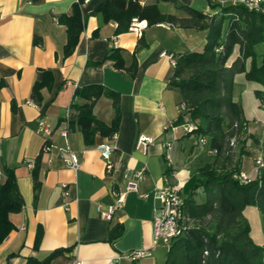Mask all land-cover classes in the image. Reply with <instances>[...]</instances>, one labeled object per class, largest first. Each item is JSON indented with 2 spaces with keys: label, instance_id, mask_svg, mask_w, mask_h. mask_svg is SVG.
Segmentation results:
<instances>
[{
  "label": "crops",
  "instance_id": "crops-1",
  "mask_svg": "<svg viewBox=\"0 0 264 264\" xmlns=\"http://www.w3.org/2000/svg\"><path fill=\"white\" fill-rule=\"evenodd\" d=\"M78 1L0 0V182L4 169H13L23 200L21 211L9 216L14 229L0 244V264L41 262L58 249L63 253L50 264H167L169 248L153 244L152 194L164 186L165 174H173L184 187L213 160L208 138L201 143V138L185 131L189 116L177 122L181 96L169 81L176 57L201 51L206 31L169 22L149 26L142 20L146 26L141 35L128 30L117 34V23L104 22L97 13L105 0H83L84 28L73 52L65 55L67 28L57 19L70 15ZM135 1L157 5L165 15L187 16L172 2ZM177 2L208 15L219 11L211 7L213 0ZM238 53L235 47L229 64ZM93 85L118 97L112 162L121 168L110 173L96 148L110 139L96 135L87 145L82 132L68 126L75 107L88 103L75 92L88 94L85 88ZM109 95H101L92 105L93 116L107 127L114 118ZM233 99L238 101L234 90ZM242 110L249 131L251 119L257 127L264 117ZM139 136L151 138L145 152L135 148ZM66 149L79 159L76 171L60 158ZM244 160L241 171L249 172ZM143 167L138 192H128L110 220L102 218L96 206L106 209L114 201L112 192L124 190L125 169ZM195 200H204L201 189ZM115 227L121 234L110 241ZM138 250L149 254L133 258Z\"/></svg>",
  "mask_w": 264,
  "mask_h": 264
},
{
  "label": "trees",
  "instance_id": "trees-1",
  "mask_svg": "<svg viewBox=\"0 0 264 264\" xmlns=\"http://www.w3.org/2000/svg\"><path fill=\"white\" fill-rule=\"evenodd\" d=\"M82 1L73 6L70 15L57 19L67 28L65 55L73 52L84 28L85 19L80 13ZM161 1L172 2L187 16L165 15L157 5L142 6L135 0H105L98 6L97 13L104 22L117 23V34L127 31L133 18L146 20L149 26L169 22L182 28L206 31L201 51L176 57L169 81L181 96L179 105L183 104L185 108L179 111L177 122L181 123L185 115L189 116L196 125L189 135L193 134L198 139L208 138L213 160L201 167L183 187L189 224L186 232L171 243L167 264H264V246L256 245L251 239L250 226L243 213L247 206H256L264 219V168L247 184L236 177L241 172L243 157L251 154L246 149L247 141L251 139L257 145L260 143L248 129L241 103L233 99L234 78L242 73L247 81L262 86L255 95L260 106L264 105V53L258 64L254 51L255 45L264 44V12L250 11L241 4L232 5L229 0H222L225 3L217 1L211 6L218 8V13L208 15L177 0ZM235 47H238V56L229 64ZM42 85L43 82L38 84L34 91ZM86 91L88 94L80 90L75 92L76 96H84L88 103L75 107L76 114L69 118L68 126L78 128L85 144L89 145L96 135L110 139L116 132L119 108L118 97L110 94L114 118L111 126L107 127L93 116L92 105L95 99L109 93L98 85L88 86ZM235 144L239 145L237 155ZM37 167L36 163L33 168L35 188ZM4 175L0 182V244L14 229L10 214L19 213L23 207L13 169L5 168ZM198 189L204 194L201 203L195 200ZM120 234L121 228L115 227L109 234V240ZM62 253L63 249H58L41 262L29 259L27 264H50Z\"/></svg>",
  "mask_w": 264,
  "mask_h": 264
},
{
  "label": "built area",
  "instance_id": "built-area-1",
  "mask_svg": "<svg viewBox=\"0 0 264 264\" xmlns=\"http://www.w3.org/2000/svg\"><path fill=\"white\" fill-rule=\"evenodd\" d=\"M86 1V0H84ZM215 2L225 3L222 0H213ZM232 5L241 4L246 9L254 12L262 13L264 12V0H229ZM146 23L133 18L128 26V31L141 35V32L145 28ZM264 110V105L261 106ZM184 105H179V111H183ZM188 116V115H185ZM184 116V117H185ZM262 128H264V121L261 122ZM183 127L187 133H192L196 129V125L190 120H184ZM264 130V129H262ZM115 139V134L112 135L110 141L106 144H100L96 148L100 152V155L104 161L105 169L108 173L120 170L121 166H115L112 162V154L115 149L112 142ZM201 143L205 142V139L201 138L199 140ZM151 143V138L147 136H139L136 141V149L145 152L147 146ZM51 146H45V149H49ZM60 158L62 161L76 171L79 167V159L77 155L70 149L65 151H60ZM254 171H259V169L264 168V160H262L259 155L255 159ZM145 168H141L138 171L130 172L129 169H125L124 175L127 179L124 190L112 192L114 201L112 204L108 205L106 209H102L100 205L96 206L102 218L110 220L123 202L125 195L128 192L134 191L138 192L137 183L143 178ZM237 179L243 183L247 184L251 180V176L243 171H241L237 176ZM164 186L153 192L152 198L155 201L153 207V232L152 239L154 245H163L167 248L170 247L171 243L182 236L189 224V218L185 213L184 207V195H183V185L178 180L174 179V175L169 173L163 176ZM63 195L66 196V191H63ZM141 197H147V194H140ZM147 250H138L132 253L133 258H139L148 255Z\"/></svg>",
  "mask_w": 264,
  "mask_h": 264
},
{
  "label": "rangeland",
  "instance_id": "rangeland-1",
  "mask_svg": "<svg viewBox=\"0 0 264 264\" xmlns=\"http://www.w3.org/2000/svg\"><path fill=\"white\" fill-rule=\"evenodd\" d=\"M254 51L256 54L257 63H260L261 55L264 53V44H257L254 47ZM246 67H249V61L246 63ZM262 86L254 81H247L244 78L242 73L237 74L234 78V91L236 93L237 100L241 103L242 107L244 108L245 113L249 111V109L254 110L255 114L258 117L264 115V110H262L259 100L255 95V91L261 90ZM261 120V121H260ZM260 123L257 127L253 123V120H250V128L251 132L254 136L257 137L259 140V145H257L253 140H248V145L246 143V149L251 152L249 156H244L242 160L247 163L249 166V174L252 179H255L260 175L259 171H254L255 167V159L258 155L261 156L262 160H264V128H262L261 122L264 120V117L260 119ZM234 151L237 155L239 151V145H234ZM243 170V169H242ZM244 171V170H243ZM244 216L249 223L250 226V237L254 241V243L258 246H264V219H262V215L256 206H247L244 211Z\"/></svg>",
  "mask_w": 264,
  "mask_h": 264
}]
</instances>
